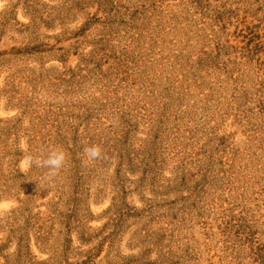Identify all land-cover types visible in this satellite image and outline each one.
Segmentation results:
<instances>
[{"label":"rangeland","instance_id":"374dc122","mask_svg":"<svg viewBox=\"0 0 264 264\" xmlns=\"http://www.w3.org/2000/svg\"><path fill=\"white\" fill-rule=\"evenodd\" d=\"M3 204L0 264H264V0H0Z\"/></svg>","mask_w":264,"mask_h":264},{"label":"clouds","instance_id":"9594fccd","mask_svg":"<svg viewBox=\"0 0 264 264\" xmlns=\"http://www.w3.org/2000/svg\"><path fill=\"white\" fill-rule=\"evenodd\" d=\"M83 154L85 156V162L91 163L101 158L102 151L99 145H89L84 147ZM66 161V153L62 148H52L48 151L45 159L33 160L32 157H26L22 162L21 168L22 170H27L30 168L33 163L37 166H42L48 169L47 177L49 180L56 177L59 171L63 168ZM8 207L7 204L0 205V208L6 209Z\"/></svg>","mask_w":264,"mask_h":264}]
</instances>
